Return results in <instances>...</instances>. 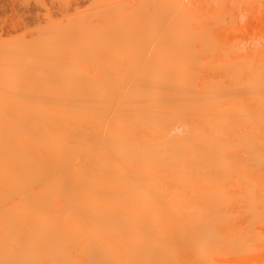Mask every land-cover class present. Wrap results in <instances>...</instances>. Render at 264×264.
<instances>
[{
  "label": "bare ground",
  "instance_id": "1",
  "mask_svg": "<svg viewBox=\"0 0 264 264\" xmlns=\"http://www.w3.org/2000/svg\"><path fill=\"white\" fill-rule=\"evenodd\" d=\"M117 16L89 26V57L118 34L114 70L5 110L1 227L54 264H264V48L221 47L201 0Z\"/></svg>",
  "mask_w": 264,
  "mask_h": 264
},
{
  "label": "rangeland",
  "instance_id": "2",
  "mask_svg": "<svg viewBox=\"0 0 264 264\" xmlns=\"http://www.w3.org/2000/svg\"><path fill=\"white\" fill-rule=\"evenodd\" d=\"M127 1L129 6L143 7V0ZM201 1L203 10L214 15L212 26L214 20L220 22L216 32L221 34V47L242 52L264 48V0H246V4L244 0ZM120 3L121 0H0V185L14 174L10 162L14 144L7 132L12 114L5 110L42 103L43 94L49 96V102L57 101L61 97L58 94L66 99L75 86V65L80 70L82 88L89 85V71H93L89 64L114 70L121 54L118 34L115 38L104 36L108 41L102 39L96 53L89 57V26L101 23L108 27L109 22L116 26ZM53 58L59 59V65L50 61ZM3 227L0 264H54L53 252L41 249L43 253L33 256L27 240L7 235Z\"/></svg>",
  "mask_w": 264,
  "mask_h": 264
}]
</instances>
